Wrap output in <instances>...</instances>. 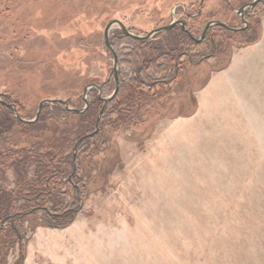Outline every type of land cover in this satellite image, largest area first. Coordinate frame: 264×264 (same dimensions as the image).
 Returning a JSON list of instances; mask_svg holds the SVG:
<instances>
[{"label": "rangeland", "instance_id": "rangeland-1", "mask_svg": "<svg viewBox=\"0 0 264 264\" xmlns=\"http://www.w3.org/2000/svg\"><path fill=\"white\" fill-rule=\"evenodd\" d=\"M252 1L0 0V96L26 123L37 120L46 99L54 102L44 106L84 107L91 83L103 86L94 88L99 98L113 93L114 60L105 44L113 19L143 36L174 20H186L197 38L212 20L231 27L212 26L181 58L176 78L160 73L158 85H144L146 101L135 114L119 119L112 103L100 121L98 114L91 136L99 135L80 150L84 138L66 148L77 159L81 202L68 226L26 234L24 264H264V62L249 83L238 74L223 77L238 53L263 38L264 0L244 11L252 23L260 20L255 29L239 32L248 23L238 9ZM161 38L149 40L169 47V35ZM110 39L119 58L129 59H119L120 80L121 71L134 72L129 56L138 43L119 26ZM53 116L44 130L16 123L0 140L7 191L22 180L9 148L45 152L79 120ZM19 247L8 250V264Z\"/></svg>", "mask_w": 264, "mask_h": 264}, {"label": "trees", "instance_id": "trees-1", "mask_svg": "<svg viewBox=\"0 0 264 264\" xmlns=\"http://www.w3.org/2000/svg\"><path fill=\"white\" fill-rule=\"evenodd\" d=\"M249 15L252 13H249L246 18L247 27L239 31L241 34L249 33L254 27L252 24L260 22L255 19L252 23ZM182 22L185 28L178 23L168 31L158 32L159 36H162L161 41L169 35V47L154 45L155 42L149 39H134L138 45L129 56L131 64L135 67L134 72L129 76L124 70L121 71L119 92L108 104V106L115 104V109H118L121 116L119 119H126L129 115L135 114L134 110L137 106L142 105V101H146L147 93L143 90L144 85L152 87L162 81H154V77L158 74L165 73L170 79L179 75L181 58L189 55L193 44H199L195 41L186 20ZM255 39L256 37H252L250 41ZM125 58L126 56L120 57V62L129 60ZM108 84L109 81L105 82L106 86ZM94 92L97 90H91L90 96L93 94L94 97L89 99V107L83 113L66 109L62 102L55 107L47 104L43 107L45 112L41 113L36 121L27 123L19 121L11 109L0 103V107L5 109L3 115L0 113V140L16 123L32 128L41 127L40 130H44L47 119L53 115L58 116L63 113L68 117L67 119L71 116L79 117L72 129L53 136L45 152L9 148V154L15 156L11 167L16 170L19 181L22 180L21 185L12 191H7L0 185V264H8L7 252L15 244L20 246L19 257L15 264L25 263L27 245L25 243L28 232L34 233L39 226L65 227L73 221L74 212L81 202L82 191L78 182L80 179L76 167L77 159L75 161L73 152L65 155V150L71 146L74 148L75 144L84 138L77 145L80 150L82 146L90 143V140L100 134L91 136L96 129L95 123L104 103ZM5 100L11 101L9 98ZM19 110L22 113L23 110ZM106 111L108 114V108L105 114ZM119 119H110V122H118ZM3 156L0 150L2 161ZM33 165L35 166L34 177L27 181L28 169Z\"/></svg>", "mask_w": 264, "mask_h": 264}, {"label": "water", "instance_id": "water-1", "mask_svg": "<svg viewBox=\"0 0 264 264\" xmlns=\"http://www.w3.org/2000/svg\"><path fill=\"white\" fill-rule=\"evenodd\" d=\"M261 0H253L252 2H249V3H246L245 5H243L242 7H240L238 9V13L241 14V16L243 17V20L244 22H246V19L244 17V11L248 8V7H254L256 6ZM178 23H181L182 26L184 27V23L181 21V20H174L172 23L168 24V25H165V26H162V27H159L153 31H151L150 33H148L147 35H138V34H135L133 32H131L127 27L126 25L119 19H113L112 21H110L106 28H105V44L107 46V48L111 51L112 55H113V60H114V66H113V70H114V80H115V90L113 91V93L108 96V97H102L100 96V98L104 101V105H103V108L100 112V116L98 117V121H100L101 119V115L103 113V111L106 109V107L108 106L109 102L112 101L116 95L118 94L119 92V89H120V80H119V56L116 52V50L113 48L112 46V43H111V39H110V32H111V29L114 27V26H119L122 30V32L126 35V36H129L133 39H150L151 37H153L155 34H157L158 32L160 31H168L170 30L171 28H173L176 24ZM214 25H221V26H224V27H227V28H231L229 27L225 22H222V21H219V20H212L210 22H208L205 26V29L203 31V33L201 34L200 38H197V37H194V39L197 41V42H200L207 34L208 30L214 26ZM247 26H244V27H241L240 29H245ZM94 88H97L99 89L100 91L102 90V87L96 83H91L90 85L86 86L84 88V101H85V106L82 107V108H71L67 105V108L69 110H72L76 113H83L88 107H89V101H88V94L89 92L94 89ZM48 102H54V100H49V99H46V100H43L41 103H40V106H39V111H38V114H37V117L36 119L39 117L40 115V111H41V108ZM0 103H2L3 105H5L6 107L8 108H11L13 109L14 111H16V107H15V104L13 103H9L7 102L6 100L2 99V97L0 96ZM67 104V102H66ZM18 118L22 121H25L23 118H21L19 116V114H17ZM35 120H29L28 122H33Z\"/></svg>", "mask_w": 264, "mask_h": 264}, {"label": "crops", "instance_id": "crops-1", "mask_svg": "<svg viewBox=\"0 0 264 264\" xmlns=\"http://www.w3.org/2000/svg\"><path fill=\"white\" fill-rule=\"evenodd\" d=\"M257 55H262L264 57V34L261 42H259L256 46L242 50L240 53H238V55L233 60V64L231 66L232 70L229 73H225L226 76L223 77L227 78L228 75L238 74L240 79H245L246 83H249L250 78L253 76L252 70L255 71L257 69H262L260 63L264 62V58L260 59L257 57Z\"/></svg>", "mask_w": 264, "mask_h": 264}]
</instances>
